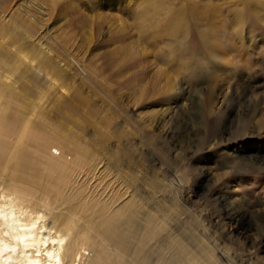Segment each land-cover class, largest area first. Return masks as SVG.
<instances>
[{"label": "rangeland", "instance_id": "374dc122", "mask_svg": "<svg viewBox=\"0 0 264 264\" xmlns=\"http://www.w3.org/2000/svg\"><path fill=\"white\" fill-rule=\"evenodd\" d=\"M0 73L7 114L80 163L61 193L93 224L155 216L199 258L198 218L235 264H264V0H0ZM18 127L2 154L47 162Z\"/></svg>", "mask_w": 264, "mask_h": 264}, {"label": "bare ground", "instance_id": "6f19581e", "mask_svg": "<svg viewBox=\"0 0 264 264\" xmlns=\"http://www.w3.org/2000/svg\"><path fill=\"white\" fill-rule=\"evenodd\" d=\"M10 77L2 79L0 73V173L11 165L6 182L0 185V264H235L198 218L194 229L199 247L207 249L206 256L199 258L196 255L202 250L188 248L190 242L184 245L178 234L173 235L172 228L155 216L140 229L126 211L93 224L96 210L92 206L81 208L71 201L74 193L70 197L61 193L78 162L69 164L64 157L49 153L54 147L63 149L62 144L48 133L35 131L23 111L15 117L7 114L3 98L9 93ZM10 118L20 126L17 137L30 140L26 143L34 152L49 157L47 162L19 147L7 156L2 154ZM174 183L170 182L173 188ZM159 238L167 244L165 248L154 246Z\"/></svg>", "mask_w": 264, "mask_h": 264}]
</instances>
